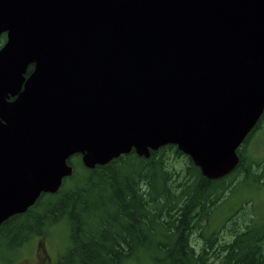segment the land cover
Here are the masks:
<instances>
[{"label": "water", "instance_id": "95a60500", "mask_svg": "<svg viewBox=\"0 0 264 264\" xmlns=\"http://www.w3.org/2000/svg\"><path fill=\"white\" fill-rule=\"evenodd\" d=\"M2 34L0 225L75 155L172 145L222 179L264 113V0H0Z\"/></svg>", "mask_w": 264, "mask_h": 264}, {"label": "trees", "instance_id": "16d2710c", "mask_svg": "<svg viewBox=\"0 0 264 264\" xmlns=\"http://www.w3.org/2000/svg\"><path fill=\"white\" fill-rule=\"evenodd\" d=\"M5 40L2 34L0 47ZM263 119L264 113L243 144ZM243 152L237 150L239 164L219 180L203 177L172 145L151 151L149 158L132 152L91 170L75 155L68 161L73 173L57 193L41 195L26 213L2 223L0 240L21 235L23 244L42 236L47 225H64L68 243L55 264H123L140 253L149 264H264V215L256 218L241 206L208 231L240 176L261 180L250 170L260 162ZM171 153L184 157L180 171L170 168ZM195 234L203 241L197 249ZM17 248L9 245L10 251Z\"/></svg>", "mask_w": 264, "mask_h": 264}, {"label": "rangeland", "instance_id": "374dc122", "mask_svg": "<svg viewBox=\"0 0 264 264\" xmlns=\"http://www.w3.org/2000/svg\"><path fill=\"white\" fill-rule=\"evenodd\" d=\"M241 148L246 159L254 163L260 162L259 168L253 165L250 170L254 174H260L261 180L258 182L251 177L246 179L240 176L238 184L228 193L226 202L211 218L208 226L209 232L216 231L220 224L241 206H245L247 210L252 209L251 214L256 218L264 215V119L239 150ZM72 163L77 166L75 158L72 159ZM168 163L173 171H180L185 165V159L171 153ZM67 182L68 180H65L64 184ZM46 200L47 198L43 202ZM21 239L20 235V237H13L11 242L10 239L0 240V264H55L58 255L62 254L67 246V228L64 225H47L42 236L32 235L31 239L23 244H21ZM10 244L18 248L10 251ZM192 244L197 249L203 241L195 234ZM123 264H149V262H146V257L140 253L136 259Z\"/></svg>", "mask_w": 264, "mask_h": 264}, {"label": "flooded vegetation", "instance_id": "af4514ba", "mask_svg": "<svg viewBox=\"0 0 264 264\" xmlns=\"http://www.w3.org/2000/svg\"><path fill=\"white\" fill-rule=\"evenodd\" d=\"M27 75H28V74H27ZM27 75H26V76H27Z\"/></svg>", "mask_w": 264, "mask_h": 264}]
</instances>
